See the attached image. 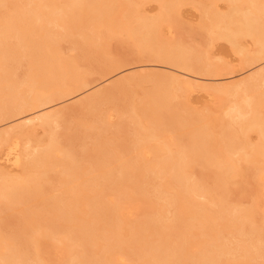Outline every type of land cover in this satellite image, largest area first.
Instances as JSON below:
<instances>
[{
  "label": "bare ground",
  "instance_id": "bare-ground-1",
  "mask_svg": "<svg viewBox=\"0 0 264 264\" xmlns=\"http://www.w3.org/2000/svg\"><path fill=\"white\" fill-rule=\"evenodd\" d=\"M155 1L160 3V8L157 11L158 13L156 12L152 16L147 13L145 14L142 10L143 0H65L63 5H59L56 0H47L40 5L36 2V7L34 6L31 9L29 5L27 7L29 10L26 11L20 10L19 8L22 7H18L17 2L14 3L12 13L11 10L10 14H6L4 11V14L0 16V125L11 122V120L27 113L41 112L46 108L84 93L92 84V81L78 67V64L81 62L80 60L87 61L91 59L95 53H99L103 49L105 44L109 42V39L115 36L129 40L139 52L154 53L152 55H154L155 61L173 66L172 68H175L178 72L176 74H179L178 78L184 80L185 86L193 91L194 84L198 83L196 81H200L203 78L202 75H207V72L198 69L192 62H188V58L184 55L185 53L182 52L183 56L177 45L172 43L167 45L162 36L163 25H166L165 23H168L167 25L170 24L169 21L174 18L176 10H178L177 6L185 0ZM223 1L228 6V9L224 10L225 12H219L218 8L214 10V4L204 7L205 9L203 10L202 7L209 2L201 4L199 1L201 4L199 6L203 5L200 8L204 11L206 18L202 23V28L208 29L211 35L213 34L212 37L215 36L218 40H224L229 43L233 53L240 57L243 69L254 70V73L233 84L214 85L208 86V88H213L212 97L219 98L221 101H224L227 94L234 95L236 99L232 100L227 109V114L231 118L239 119V127L237 128L239 131H234L232 124L229 122L225 123V121L221 135L219 133L220 136L215 137L214 135H208L207 132L205 133V124H201L200 127L198 123L199 128H197L198 124L196 126L193 121L190 123L188 122L189 120H186L184 125L182 122L184 120H178L179 116L174 115L175 113L172 112L174 109L172 105L175 103L172 100L176 97L170 96L171 92H169L168 84L163 82L164 80L155 82L152 85L154 88L152 90L148 88L149 90L147 89L145 92V87L144 89L142 88L146 96L152 92L150 95L152 97L149 98L150 100H145L146 105L142 109L134 105L135 100L128 87L120 84L115 89H102L82 99L77 104L78 106L76 108L74 107L75 110L80 111L81 117L80 119L78 118V121L75 119L77 122L73 126L65 125L67 121L65 119L68 115L61 110L40 113L35 118L38 121L37 124L43 128V131L45 130L47 132L44 133L48 135V138L45 135V141L37 140L40 143L35 147V150H33L34 148L32 149L33 151L31 148L29 150L23 145V140H28L31 143L32 138L35 140V131L33 132L32 129H29L32 130L29 131L21 127L23 124L19 126L20 128L18 127L19 130H12L11 128L12 131L10 129L2 130L0 132L1 160L4 159L5 162L11 163L12 166H22L26 171L29 170V175L26 172V176H24L25 174L23 175L24 177L18 176L19 178L11 179V175H9L10 178L7 176L9 173L6 174L4 170H1L3 173H0V212L5 211V209H13V206L16 204V197H18L17 194H20V196L24 195V198H26V195L23 193H29V189H34L38 184L39 186L37 187H40V184L42 187L40 173H46L51 166L52 170L55 166L54 164L56 163L57 165V160H55L57 157L63 158L64 155H67L66 157L69 158V155H71L69 154L70 149H65L68 145L64 149L60 147L54 129L56 126H53L54 124H63L65 122L66 130L84 133L74 135L76 137L69 136L68 140H72V138L79 140L83 136L92 137L94 140H97L99 142L97 147L93 151L88 152L86 158L89 157L91 160H94L95 166H99L102 172L98 177V174L93 171L95 169L94 167L91 170L93 171L92 173H88L91 171L86 170L79 174L77 172L78 169L74 167L75 165L73 164L74 166H72L75 159H62L61 163H59L60 165L58 164V168L62 170L64 175V179L62 180L65 184L66 190H64L66 193H70V196L67 195L68 198L66 199L65 193L64 198L66 200L63 197L56 198L58 195H51L52 192L49 191L50 187L49 189H44L43 187L49 193H43L42 197L40 196L41 194L36 192V189H38L36 187L34 189L35 192L30 194V198L37 199L39 197L38 202L42 201L41 203H43L44 207L46 206V209L49 207L47 211L51 217L44 218L43 215L35 212L37 217L34 215V217L25 219L26 224L32 227H28L29 231H27L28 228L26 230L28 238H25L24 241L22 239L21 243L16 242L17 245L14 241H5L4 243L1 239L0 264H45L44 259L40 256L41 246L42 244L48 243L49 240L54 239L55 235L60 233L59 231L65 234V246L71 252L67 264H119L120 261L125 260V256L128 254L127 252L130 251H133L130 252L132 253L130 256L135 254L139 257V260L147 257L142 264H184L185 257L189 254L188 244L195 240L197 236L195 232H193L194 234H191V232L183 233L182 225H185V223L188 224V221H190L189 224H191V227L204 228L207 234L211 236L209 240L195 241L198 251L191 258L193 260L195 259V263L197 264H255L253 262L258 258H264V248L254 243V250L250 246L242 245L239 247L241 250L239 251L242 252L240 256L244 259L243 261H235V259L232 260L234 262L230 263L227 258L232 254V250L234 249L223 241L219 231L215 228V223H212L211 216L214 215H212L209 205H206V203L203 205V203L194 201V197L201 194L208 197L211 202H218L220 207L217 212L219 214L218 216L221 219L225 218V223L228 226L237 227V232L240 230V232L247 235H254L258 231V227H255V221H253L256 219L253 211L254 208H241L233 211L231 209L229 211L224 204V199L221 194L217 195L213 189L205 187L201 180L202 177L197 179L198 181L196 179L193 180L187 170L189 165L194 162L210 165L213 168L219 186L227 189L231 181L243 176L244 172L247 174L246 171L248 172L251 169L243 167L240 159L238 160L236 158L235 160L232 157L234 154L247 151L246 147L248 146L247 140L249 139V133L256 130L255 132L260 133L264 139V114L262 115L264 112V0ZM11 2L12 0H0V11H2V7L6 8L5 5ZM32 2L34 3V1ZM53 23L63 27L64 32L62 33L65 34H63L64 37L62 33L51 31L50 26ZM75 28L80 31L78 33L82 36L79 40L73 38L70 41L72 51L76 55H61L58 39L60 37L61 39L72 37V31ZM14 38L17 39L16 41L20 44L23 53L21 49L20 51L11 50V40ZM21 56L27 58L28 64L23 77L17 80L18 77L16 78L14 76L16 73L9 63L11 60L17 61ZM119 67L117 64L108 63L106 69L104 68V72L111 74L119 69ZM132 83L135 84L138 81L134 79ZM135 85L138 86L139 83ZM148 91H151L150 94ZM106 106L107 108L110 106L115 109L119 114H126L131 120L134 119L132 123L134 121L136 124V138H133L134 140H132L129 146L121 147L122 150L120 152L124 153V157L115 155L113 143L109 139H104L102 136V132L109 125L108 119L112 116L107 115ZM140 118L141 120L143 118L147 123H152L153 127H150L157 133L155 132V134L149 126H146V123L143 125ZM166 119L175 124L170 128V124L166 123ZM123 120L117 124L118 129L126 127L125 124L127 123ZM196 121H198L197 118ZM35 122L32 121V123ZM186 124L193 126V132L196 133L193 135L190 133L192 136L188 140L186 139L187 142L189 141L188 147L183 149L175 147L177 150H173L170 147L171 145L168 146L167 140H165L166 138L163 139L164 137H162L163 135L161 133H164L165 129H170L175 135L181 137L182 132L179 129L181 127L184 129ZM24 125L26 124L24 123ZM33 125L35 126L36 123ZM154 125L157 128H154ZM164 125L166 128L163 129ZM28 126L27 128H29ZM40 126L36 125V127ZM97 127H99L100 132L95 133L89 131V129H96ZM188 127L185 129H188ZM199 129H201V132ZM255 132H252V134H255ZM156 136H159V140L162 137L166 142L161 140V143L164 142V144L160 143L161 145L158 144L157 146L149 144L148 139ZM258 140L262 142L259 137ZM68 142L71 144L73 141ZM132 150L137 151L135 155L133 152V154L131 153L132 155H128V152L130 154ZM142 150L153 155L154 159L152 163H147V160L145 162V158L143 159V154L141 153ZM65 151H68V154ZM247 153L250 155V159H248L249 163L259 164V169L257 170L260 176L256 180L260 181H257L256 185L261 186L260 193L262 192V194H259V198L262 195L264 198V142L257 146L255 145L254 149ZM31 168L35 170V174L30 173ZM151 173L155 174L154 176L157 175L156 178L159 176V178L165 180L162 187L158 189L156 186L154 187L155 190L157 189L156 197L160 199V197L166 194L167 189L171 188L173 191L171 190V193L167 192V197L165 196L163 198L164 200L167 198V202L169 201L173 206L179 204L176 206H179V209L176 208L178 212L175 210L177 213L173 214L174 216L167 221L166 216L164 217L159 210V213H157L156 208L155 210L153 209L156 206L152 203L153 201L144 200L147 206L151 208L146 214V218L140 224L133 226V233H124L123 230H126V225H120V222H122L121 219L126 213L122 209L124 207L121 206L123 203L119 204L120 202H118L110 205L106 197V200L103 199V196H105L103 192L106 190V186L109 187L110 185V190L114 194L113 199L121 200L126 196L132 198L128 194L129 191L126 194L123 190V187L128 182H132L131 184L135 185L131 186V191L133 194L136 193L138 195V199L139 194L147 195L148 188L146 190V186L144 185L146 183L147 185L148 183L151 185L155 179L153 174L152 177L150 176ZM44 175L42 174V178ZM80 177L82 179L79 181L85 186L88 185V187L86 186L85 188L83 186L84 188H80L77 180ZM137 180H140L139 184ZM70 181L74 182L72 183L73 185L70 184ZM42 182L44 181L42 180ZM77 184H79V187H77ZM74 185L79 189H76ZM165 188L167 189L163 190ZM51 196L54 197L53 202H50ZM29 199L27 200L29 202L27 205L31 204L30 206H36L38 203L37 200L35 204V199ZM47 199H49V203L46 202ZM22 200L24 203L26 202V200ZM79 204L83 206V209H86L88 218L77 225H73L77 219L73 220ZM82 208L80 209L82 210ZM6 211L5 213L7 214ZM48 212L45 215H49ZM7 215L10 216V214ZM2 219H5V217H2ZM95 230L96 232L100 230L102 233H105L100 246L106 255H109L106 259H103V256L96 258L92 254L91 244L95 242L93 237L96 235L93 233ZM154 232L158 234L156 236L159 238L152 237ZM174 233L176 235L179 234L176 236V240L178 241L169 244L166 238H168L167 236L175 237ZM162 234H164V237L161 236ZM15 235L16 237L19 236L17 232ZM178 236L180 239H177ZM2 242L6 245L2 246ZM78 243L83 246L79 252L76 251L74 246ZM138 243H141L142 246L138 247ZM32 245L35 248V254L37 256L35 259H31L28 256V254L30 255L28 248ZM122 251L126 252L125 256L122 254ZM234 255H231V257L235 258ZM130 256L128 254V257Z\"/></svg>",
  "mask_w": 264,
  "mask_h": 264
},
{
  "label": "rangeland",
  "instance_id": "rangeland-1",
  "mask_svg": "<svg viewBox=\"0 0 264 264\" xmlns=\"http://www.w3.org/2000/svg\"><path fill=\"white\" fill-rule=\"evenodd\" d=\"M15 1V2H14ZM34 1V3L32 2ZM47 0H12V2L8 5H5L6 8L2 7L0 11V16L4 13L6 14H10V10L11 13L13 12V4L17 2L18 7H22L19 8L20 10H29V8H27L29 5L30 9L32 7H36L37 3L40 5L41 3L46 2ZM58 2L59 5H63L65 3V0H56ZM61 1V2H59ZM68 1V0H67ZM70 1V0H69ZM72 1V0H71ZM201 4H205L207 2V5L205 4L203 7L199 6L200 2ZM205 1V2H202ZM185 0V1H181L182 3L179 4V6H177L176 10V14L174 15V18L169 21L170 22V26L167 25L168 23H165L166 25H163V29H162V36H163V40L164 42L169 45V44H174L177 45L179 47V49L181 50V53H185V57L188 58L187 61L192 62V64L195 65V67H197L198 69L207 72V75H202L203 78H198L200 79V81H196L198 83L194 84V90H190V88H188L187 86H185L186 84H184V80H181L178 78V75L176 73L177 70L175 68H172L173 66H170L166 63H162L159 61H155L154 59V53L152 52H139V50L127 39H121L120 36L119 37H114L109 39V42L105 44V46L103 47V49H101V51L99 53H95L94 56L91 57V59L89 60H83L81 59L79 62L80 64H78V67H80L81 72H84L87 74V76L90 78V80L92 81V84L89 86V88L82 94L77 95L71 99H68L66 101H63L59 104H56L54 106H51L49 108H46L45 110H42L41 112L38 113H32V114H25L22 116H19L17 118H15L14 120H11V122H7L6 124L0 125V132L2 130H9L10 128L12 130H19L18 127L21 125V127L26 128V129H32L33 132L35 133V140L34 138H32L31 143L28 140H23V145L27 147V149L31 150H35V147L38 146V144L40 143L39 141L37 142V140L40 141H45L46 137L48 138V135L45 134L47 132H45V130L43 131V128H41L40 125H38V121L36 120L35 117H37L38 115H40V113H46V112H55V111H62L63 113H65L66 115H68V117H66L65 121V125H72L75 124L78 121V118L80 119L81 115H80V111L75 110L76 106H78L77 104L80 103V101H82V99L86 98V96H89V94L95 93L97 91L100 90H104V89H115L118 85L120 84H124L128 87V89L131 91L132 96L135 100L134 105H136L138 108H143L146 105V99L150 100L149 98H151L152 96H150L152 94H147V96L145 95L146 90L148 88H150V90H152L154 83L160 80H164L163 82L166 84H168L169 87V92H171L170 96H175L176 100L173 99L172 101L175 102L173 103V107L174 109L172 110V112H174V115H178V120L181 119L184 120L182 121L185 125L186 120L188 122L191 123V121H193L195 123V125L197 126V124H205L206 128H204V130L206 129L205 133L207 132L208 135H214L215 137H217L220 133L221 135V131L224 125V122L227 123H231L232 124V129H234V131H237L238 129V122L239 119L236 118H231L228 114H227V109L230 106L232 100L236 99L234 97V95L232 96L230 95H226V98L224 99V101L219 98H215L212 97V92H213V88H208V86H214V85H228V84H233L236 83L238 81H241L245 78H247V76H250L254 73V70H248V69H243V66L241 64V59L238 55H235L233 53V51L230 48L229 43H227L224 40H218L215 36L212 37L211 33L209 32L208 29H203L202 28V23L203 21L206 19L205 15H204V7L210 6L214 4L213 9H217L219 10V12H225V9H228V6L226 3H224L225 1H221V0ZM207 1V2H206ZM144 2V3H143ZM142 2V10L144 11V13L149 14L150 16H152L153 14L155 15L156 12L158 11V9L160 8V3L158 1L155 0H143ZM211 2V3H210ZM216 2V3H214ZM222 2V3H221ZM16 4V5H17ZM21 4V5H20ZM35 4V5H34ZM200 4V5H201ZM209 4V5H208ZM9 6V7H8ZM202 7L203 10L200 8ZM27 8V9H26ZM144 8V9H143ZM181 9V10H180ZM5 11V12H4ZM4 12V13H3ZM178 12V13H177ZM123 13V12H122ZM158 13V12H157ZM121 15V14H120ZM201 25V26H200ZM165 26V27H164ZM167 26V27H166ZM51 31L53 32H59L62 33L64 32V29L62 26H60L59 24L56 25V23H53L51 26ZM72 37H65L64 39H61V37L58 39V46L60 48L61 51V55H76V53L74 51H72V46L70 41L74 38V39H81L82 36L79 35L80 31H78V29H74L72 31ZM79 32V33H78ZM64 33H62V36ZM81 37V38H80ZM122 37V36H121ZM123 38V37H122ZM216 39V40H214ZM17 39H12L11 43H12V47L11 50H17L21 52L23 51L22 48L20 47V44L18 43V41H16ZM218 40V41H217ZM102 52V53H101ZM23 53V52H22ZM182 53V55H183ZM187 53V54H186ZM183 55V56H184ZM184 57V58H185ZM117 64L119 65V69H117L116 71H114L111 74H106L104 71L106 69V65L107 64ZM10 66L13 69V71L16 73L14 76L18 79L23 77V74L26 70V66L28 64L27 62V58L25 56H21L20 59H18L17 61L15 60H11L10 61ZM81 65V66H79ZM105 68V69H104ZM84 71H83V70ZM175 69V70H174ZM176 74V76H175ZM178 78V79H177ZM136 79L139 83V85H135L138 83L133 84L132 80ZM177 79V80H176ZM200 82V83H199ZM145 87V92L144 90H142V88L144 89ZM154 89V88H153ZM211 92H210V90ZM149 90V89H148ZM129 91V92H130ZM173 91V92H172ZM172 93H174L172 95ZM212 94V95H211ZM178 102V103H177ZM171 106V107H172ZM75 107V108H74ZM107 108V106L105 107ZM172 109V108H171ZM264 110V108H263ZM65 111V112H64ZM171 112V113H172ZM31 113V112H30ZM106 113L107 115H112L108 121H109V125L108 127H106V130L102 132V136L104 137V139H109L111 143H113V151L115 152V155L118 156H123L124 153L120 152L122 150L121 147H127V145L129 146L130 143L132 142V140H134L133 138H136V133H135V126L136 124L132 123V119L128 118L125 115L119 114L118 112L115 111V109L111 108L110 106L106 109ZM264 114V112L262 113V115ZM146 117V116H145ZM176 117V116H175ZM264 117V115H263ZM139 118V117H138ZM184 118V119H183ZM196 118L198 119V121H196ZM35 119V120H33ZM77 121H76V120ZM124 119L123 121H125L126 127L125 128H121L118 129V123ZM145 120H147L146 118H144ZM194 119V120H193ZM200 119V120H199ZM139 120V119H137ZM141 120V118H140ZM35 122L37 126L40 127H36V125L34 126L32 123ZM142 123L144 125V123H146V126H151L153 127L152 123H147V121L145 122L142 118ZM140 121V122H141ZM237 121V122H236ZM192 122V125H193ZM202 122V123H200ZM236 122V123H235ZM24 123L26 125H24ZM63 124H59L57 123L56 125L54 124L53 127L56 131L57 134V141L60 144V147L64 149V147L66 145V150L69 148V158H73L75 159V161H73L72 166L75 167V169H78L77 172L80 174L82 171H86V170H93L94 167L95 169L93 171H95L99 175H101L100 173L102 172V169L98 166H95L94 160H91V158H86L87 157V153L93 151L94 148L97 147L98 145V141L94 140V138L92 137H88V136H83L81 137L79 140H77V138H72V140H68L69 136H73L76 137L74 135L77 134H84L83 132H72L71 130H66L65 125ZM166 123L170 124V128L175 124L170 122L169 120L166 119ZM199 124L197 126V128H199ZM27 125H29L27 128ZM183 125V126H184ZM71 126V127H72ZM155 126V125H154ZM189 126V127H188ZM195 126V129H196ZM150 127V128H151ZM185 128L188 127V129H183V127H181L179 130H181L182 132V136L179 137L177 135H175L173 132H171L170 129H165L164 133L162 132L161 135L162 137H164L163 139L167 140L168 146L171 145L170 147H172L173 150H177L178 149H183L185 147L189 146V141L187 142L188 138H190V136H192L193 134H195L194 128L193 126H191L190 124L186 126H184ZM20 128V127H19ZM154 128H157L156 126ZM153 128V129H154ZM166 128L165 125L163 126V129ZM10 129V131H12ZM29 130V131H32ZM152 130V128H151ZM150 130V131H151ZM156 130V129H155ZM201 129H199L200 131ZM203 130V129H202ZM89 131L92 132H100L99 127H97L96 129L91 128L89 129ZM154 133L156 131L152 130ZM159 131V130H158ZM163 131V130H162ZM178 131V130H177ZM196 131V130H195ZM239 131V130H238ZM256 130H253L252 132H255ZM45 132V133H44ZM198 132V131H197ZM201 132V131H200ZM252 132H250L248 135V146L246 147L247 151L245 152H241V153H237L234 154L232 157H234L233 159L236 160V158L239 160H241V165H243V167H248L251 168L249 169V171L245 174V172L243 173V176L238 177L237 179L231 181L228 184L227 189H224L222 187L219 186L218 184V180L216 179V175H214L213 172V168L210 165H205L201 162H194L191 165H189L188 170V174L191 175L193 180H197L200 179L202 177V183L204 184L205 187H208V189H213V191H215V193L221 194L223 196L224 199V204L227 207V209L229 211L235 210V209H241V208H246V209H251L254 208V216L256 217V219H254V225L255 227H258V231L256 234L252 235V234H245L240 232V230H238L237 232V227L235 226H231V225H227L225 223V218L221 219L220 216H218L219 214L217 213L219 210V205L218 202H211V200L204 196V195H199L194 197L196 202L199 203H203V205L206 203V205H209V208L211 209L212 215L211 216V220L212 223L215 225V228L217 231H219L220 236L222 237L223 241L228 244L229 247L233 248L234 250H232V254L234 255L235 253V258L231 257V255L228 256L227 259H229L230 263L234 262L232 260L235 261H243L244 259L240 256L242 255V252H240V246L244 245V246H250V248H253L254 243L256 245H261L264 248V198L263 195L259 198V194H262L261 191V186L258 187L256 185L257 181L256 179H259L258 176H260L259 171L257 169H259V164L258 163H249L248 159H250V155H248L247 152H250L254 149L255 145L257 146L258 144H262L264 142V139L262 138V136L260 135V133H256L255 134ZM157 133V132H156ZM155 133V134H156ZM192 135H191V134ZM203 133V132H202ZM159 134V133H158ZM173 134V136H172ZM46 135V137H45ZM189 135V136H188ZM219 135V136H220ZM101 136V138L103 139V137ZM251 136V137H250ZM261 136V137H260ZM157 137V138H156ZM156 137H151L150 139H148V143L153 145V146H157L158 144L161 145L162 143L164 144V141L162 139V137H160V140L158 139L159 136ZM258 137L260 138V140L263 141L260 142L258 140ZM100 138V139H101ZM171 138V140H170ZM114 139V140H113ZM187 139V140H186ZM30 140V139H29ZM161 140H163L164 142L161 143ZM250 140V141H249ZM35 141V142H34ZM68 141H73L71 144ZM33 142V143H32ZM161 143V144H160ZM32 144V145H31ZM35 144V146H34ZM166 145V144H165ZM186 145V146H185ZM176 147V148H175ZM32 150V151H33ZM71 151V153H70ZM144 151V152H143ZM66 152V151H65ZM135 155V152L137 151H130V154L128 152V155H132L133 153ZM29 153V152H28ZM132 153V154H131ZM141 154L143 156V159L145 158V162L147 163H152L153 162V155H150L148 153H146L145 150L141 151ZM246 153V154H244ZM66 154H68V151L66 152ZM243 155V156H242ZM247 155V156H245ZM65 156V158H64ZM63 158H59L57 157L55 160H57V165L56 163L53 165L54 169L51 167L49 168V170L46 173H40V181L43 184L41 187H37L39 186V184L37 186H35L34 189H36V187L38 189H36L39 194H41L40 196L43 197V193L48 194L49 192L44 189H49L50 187V192L51 195L55 194L58 195L56 198H65L67 199V195L70 196V193H66L65 192V184L62 182V180L64 179V175L63 172L60 168H58V164L61 163V160H65L67 157V155H64ZM1 154H0V173L1 170H4V172L7 174V176L9 177V175H11V179H16L19 177H22L24 174V176H26V172L28 173L29 170H25L22 166H12L11 163L9 162H5L4 159L1 160ZM124 157V156H123ZM67 158V159H69ZM28 159V157H27ZM72 159V160H73ZM147 160V161H146ZM76 162V163H75ZM70 163V162H69ZM71 164V163H70ZM74 164V165H73ZM60 165V164H59ZM77 167V168H76ZM33 170V168L30 169V173L31 174H35V170ZM97 170V171H96ZM88 172V173H92ZM68 172V171H67ZM72 172V170H71ZM94 172V175H95ZM4 173V174H5ZM66 173V172H65ZM70 173V172H69ZM87 173V174H88ZM117 174V172H115ZM259 173V174H258ZM5 174V175H6ZM30 174V175H31ZM42 174H45L42 178ZM83 174V173H82ZM152 174H150V176L152 177ZM29 175V173L27 174ZM90 175V174H88ZM93 175V174H91ZM155 174H153L154 176ZM19 176V177H18ZM23 176V177H24ZM87 176V175H86ZM157 176V175H156ZM154 179V181L150 182L152 183L151 185H147V183L144 185L146 186V194L147 195H140L139 194V198L137 199V194H133L131 189L133 185L135 184H131L132 182H128V184L126 186L123 187L124 192L129 191V196L132 198H128L127 196L121 200H117V199H113V195L112 194V190H110V185L109 187L106 186V190L103 192V194L105 196H103L105 199L109 201L110 205L114 204V203H118L121 204V206H123L124 208L123 211H125L126 215L124 214L121 221L120 225H126V230L124 229L123 232L127 233V234H131L134 232L133 230V226L136 224H140L145 218H146V214L149 212V210L151 209L150 207L147 206V204L145 203L144 200H149V201H153L152 203L154 204L153 209L158 211H160V213L166 218V220L168 221L170 218H172L175 214L178 212V210H176V208L179 209V206L176 207L174 205H171L169 203V201L167 202V198L163 197H167V192L171 193L173 190L171 188H165L163 190H168L166 192V194L162 197L157 198L156 197V190L160 187H162V184H164L165 180L163 181L162 178H156ZM9 177V178H10ZM14 177V178H13ZM153 177V178H154ZM258 177V178H257ZM68 178V177H67ZM75 178V177H74ZM152 178V180H153ZM81 177L80 179H77L79 184H80V188H86V186L88 187V185H83V183H81ZM42 180L44 182H42ZM73 180V179H70ZM80 180V181H79ZM39 181V182H40ZM140 181V180H139ZM139 181L137 180V183L139 184ZM198 181V180H197ZM260 181V180H259ZM258 181V182H259ZM71 182V181H70ZM74 182L76 183V180L74 179ZM73 181L70 183L71 185H73L72 183H74ZM77 182V183H78ZM134 183V182H133ZM142 183V182H141ZM161 185H159V184ZM79 184H77V187H79ZM130 184V185H129ZM156 184V185H153ZM76 185V184H75ZM74 185V186H75ZM159 185V186H158ZM84 186V187H83ZM143 186V189H144ZM156 186V190L155 187ZM158 186V187H157ZM44 187V189H43ZM76 187V186H75ZM74 187V188H75ZM76 189H79L77 188ZM41 188V190H39ZM33 188H31V190L29 189V193H23L26 195V198H24L23 196H20V194L16 197V204L13 206V209H5V211L7 212V215L5 213V211H1L0 212V217H5V219L0 218V240L3 241L5 243V241H10L16 243L19 242L21 243V240L24 241L25 238H28V234L26 235V230L29 227V225L26 224L25 219H29L30 217H37V214H41L44 216V218L50 216V213L47 211V209H49V207L46 209L43 205V203L38 202V198H30L31 197V193L35 192ZM65 189V190H64ZM39 190V191H38ZM151 190V193H150ZM170 190V191H169ZM172 190V191H171ZM41 191V192H40ZM131 192V193H130ZM155 192V193H153ZM66 193V195L64 196V194ZM150 193V194H148ZM153 193V195H151ZM61 194V195H60ZM143 194V193H142ZM135 195V196H133ZM21 199H20V197ZM49 196V195H47ZM141 196V197H140ZM153 196V197H152ZM156 198H155V197ZM52 198L50 199V202L54 201V197L51 196ZM30 198V199H29ZM64 198V199H65ZM135 198V200H134ZM149 198V199H147ZM155 198V199H154ZM258 198V199H257ZM263 198V199H262ZM26 200V202L24 203L23 200ZM34 200L35 199V204H36V200H37V204L36 206H30L27 205L29 204V202H27V200ZM63 199V201H65ZM105 199V200H106ZM131 201H130V200ZM133 199V200H132ZM260 200H262V202H259ZM156 201V202H154ZM22 202V204H20ZM49 203V199H47V201ZM45 202V203H46ZM31 203V202H30ZM60 203V202H59ZM108 203V204H109ZM19 204V205H18ZM26 206H25V205ZM34 204V205H35ZM257 204V206H255ZM259 204V205H258ZM22 205V206H20ZM82 205V204H81ZM4 206V205H2ZM17 206V207H16ZM20 206V207H18ZM28 206V207H27ZM30 206V207H29ZM15 207V209H14ZM23 207V209H22ZM83 206H80V204L77 206V210H76V215L74 216L75 222L73 223V225H77L79 224L81 221H83L84 219L88 218V213L85 211L86 209L82 208ZM20 208V209H19ZM82 208V210L80 209ZM87 208V207H86ZM126 208V209H125ZM158 208V209H157ZM162 208V209H161ZM208 208V209H209ZM49 215H45V213L47 214V212ZM105 209V208H104ZM103 209V210H104ZM107 209V207H106ZM209 209V210H210ZM127 210V211H126ZM153 210V211H154ZM163 210V211H162ZM175 210L177 212H175ZM213 210V211H212ZM155 211V212H157ZM159 211L157 213H159ZM228 211V213H229ZM33 212V213H32ZM35 212H37V214H35ZM39 212V213H38ZM163 212V213H162ZM30 213V214H29ZM32 214V215H31ZM257 216H256V215ZM48 217V218H50ZM217 217V218H216ZM82 218V220H81ZM214 218V221H213ZM220 218V219H219ZM190 223V221H188ZM187 224L185 223V225H182V229H183V233H190L191 234L193 232H195L197 234L195 240L191 241L188 244V255L187 257H185L184 260V264H197L195 263V259L193 260V258H191L193 255L197 254V246H196V242L195 241H200V240H209L211 238L210 234H207V231H205L204 228H200V227H196V226H192L191 224ZM128 224V225H127ZM32 226H30L29 228H31ZM233 227V228H232ZM29 228L27 231H29ZM33 229V228H32ZM30 229V230H32ZM62 230V229H61ZM128 230V231H127ZM16 232L19 236L16 237ZM33 232V231H31ZM60 233L58 234H54L55 238L52 240H49L48 243L46 244H42L41 249H40V256L44 259L45 264H67L69 257L71 255L70 249L68 250L67 247L65 246V234L61 231H59ZM96 235L93 236L95 239V242L93 244H91V251L93 252L92 254H94V256L96 258H101L102 256L104 257L103 259H106V257H108L109 255L105 253L104 250L101 249L100 244L102 243V239L104 237L105 233H102V231H97L96 230L93 232ZM261 233V234H260ZM175 234V233H174ZM173 234V235H174ZM194 234V233H193ZM260 234V235H259ZM26 235V236H24ZM158 234H156V232L153 233V238L157 237L156 236ZM179 235V234H177ZM167 236L168 238H166V241L171 244H173V242H177L178 240H176V236ZM24 238H22V237ZM162 237H164V234L161 235ZM181 236V235H180ZM260 236V237H258ZM2 237V238H1ZM152 237H150L152 239ZM5 238V239H4ZM17 238V239H16ZM66 238V237H65ZM257 238H259L257 240ZM16 241H15V240ZM19 239V240H18ZM177 239H180L179 236ZM18 240V241H17ZM176 240V241H175ZM67 241V240H66ZM260 241H262L260 243ZM2 242V246H5ZM68 242V241H67ZM257 242V243H256ZM18 243V244H19ZM70 244H72L71 242H69ZM260 243V244H259ZM17 245V243H16ZM138 247H141L142 244L138 243L137 244ZM75 249L77 252H79V250H82L83 246L82 244H75ZM73 246V247H74ZM1 247V246H0ZM18 247V246H17ZM23 247V246H22ZM2 249V247L0 248V250ZM23 250V248H21ZM30 251L28 253H30V255L28 254L29 258L31 259H35L37 258L36 254H35V248L33 247V245L31 247L28 248ZM27 249V250H28ZM74 250V252H76ZM72 250V251H73ZM128 250V249H127ZM126 250V251H127ZM240 250V251H239ZM122 251V254L125 253ZM133 252V251H130ZM130 252H127L130 256ZM35 255H34V254ZM128 254H126L127 256H125V260L120 261L119 264H142L143 261L147 258V257H143V259L139 260V257L136 256L135 254L128 257ZM138 259V260H137ZM253 263L255 264H264V258H258L256 261H254ZM14 264V263H13ZM35 264V263H32ZM209 264H213V263H209Z\"/></svg>",
  "mask_w": 264,
  "mask_h": 264
}]
</instances>
